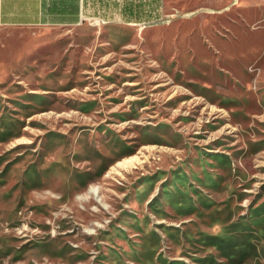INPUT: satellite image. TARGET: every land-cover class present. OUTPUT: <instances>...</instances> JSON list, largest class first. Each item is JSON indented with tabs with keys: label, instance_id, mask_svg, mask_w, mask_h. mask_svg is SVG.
<instances>
[{
	"label": "rangeland",
	"instance_id": "374dc122",
	"mask_svg": "<svg viewBox=\"0 0 264 264\" xmlns=\"http://www.w3.org/2000/svg\"><path fill=\"white\" fill-rule=\"evenodd\" d=\"M181 5L0 24V264H264V0Z\"/></svg>",
	"mask_w": 264,
	"mask_h": 264
},
{
	"label": "crops",
	"instance_id": "0c3cea01",
	"mask_svg": "<svg viewBox=\"0 0 264 264\" xmlns=\"http://www.w3.org/2000/svg\"><path fill=\"white\" fill-rule=\"evenodd\" d=\"M183 3L184 0H0V24L76 28L98 20L109 30H120L160 21Z\"/></svg>",
	"mask_w": 264,
	"mask_h": 264
},
{
	"label": "bare ground",
	"instance_id": "6f19581e",
	"mask_svg": "<svg viewBox=\"0 0 264 264\" xmlns=\"http://www.w3.org/2000/svg\"><path fill=\"white\" fill-rule=\"evenodd\" d=\"M140 29V28H139ZM123 34V30H119V29H111L109 30V42L110 43H114L116 42L119 37Z\"/></svg>",
	"mask_w": 264,
	"mask_h": 264
}]
</instances>
